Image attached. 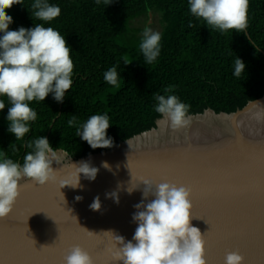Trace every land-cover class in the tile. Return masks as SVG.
<instances>
[{"label": "water", "instance_id": "obj_1", "mask_svg": "<svg viewBox=\"0 0 264 264\" xmlns=\"http://www.w3.org/2000/svg\"><path fill=\"white\" fill-rule=\"evenodd\" d=\"M188 117L187 126L173 129L160 116L114 147L78 158L53 149V159L62 154L51 164L56 179L43 186L22 180L11 213L0 219V264H64L73 246L87 251L93 264H113L103 231L132 239L143 185L131 193L128 188L141 178L152 181L153 190L159 183L190 190V223L203 235L206 264H224L229 252H238L244 264H264V88L235 111L206 108ZM81 161L98 169L95 180L81 174L80 187L60 189ZM112 192L118 203L106 196ZM97 196L101 207L93 211Z\"/></svg>", "mask_w": 264, "mask_h": 264}, {"label": "trees", "instance_id": "obj_2", "mask_svg": "<svg viewBox=\"0 0 264 264\" xmlns=\"http://www.w3.org/2000/svg\"><path fill=\"white\" fill-rule=\"evenodd\" d=\"M31 2L24 0L25 7L13 5L5 10L13 18L9 30L45 23L28 12ZM49 3L59 5L61 14L45 27L59 31L71 48L73 84L62 103L51 94L42 102H30L37 120L20 141L6 131L9 105L6 97H0L6 103L0 111V152L15 162L23 163L30 151L25 143L39 136L47 137L54 150L63 149L74 158L109 149H92L76 137V128L67 124L71 115L82 124L91 115L107 113L111 125L106 133L114 147L155 125L160 115L154 111V94L176 95L190 105L188 114L206 108L232 112L263 94L264 0H248V27L243 33L208 28L191 15L188 0H113L107 6L95 0ZM148 12L158 16L162 25L161 52L152 64L144 63L139 49L148 24L133 25L136 18H148ZM189 22L194 27L189 28ZM235 55L245 63L239 78L233 75ZM113 65L122 78L119 87L103 79ZM168 87L173 91L166 94Z\"/></svg>", "mask_w": 264, "mask_h": 264}, {"label": "clouds", "instance_id": "obj_3", "mask_svg": "<svg viewBox=\"0 0 264 264\" xmlns=\"http://www.w3.org/2000/svg\"><path fill=\"white\" fill-rule=\"evenodd\" d=\"M95 2L98 5L103 2L107 6L113 0ZM13 5L25 7L24 0H0V97H6L9 105L5 116L8 122L6 131L14 135L15 141H20L31 132V122L37 120V112L29 106L30 102H42L51 94L54 101L62 103L73 84L74 65L71 48L64 36L52 27H45L46 23L60 16L59 5L50 4L49 0H32L26 9L45 23H37L27 29L21 26L17 30H9L13 18L5 10ZM188 5L191 15L202 19L208 28L210 26L222 33L228 30L246 32L248 0H188ZM188 27L194 25L189 22ZM248 39L250 41L249 36ZM160 41V32L148 26L143 29L139 49L145 64H152L159 57ZM233 67V75L237 78L245 71V63L236 55ZM117 68L113 65L103 74L104 81L113 87H119L122 79ZM164 91L167 94L173 89L168 87ZM154 99V111L166 118L171 128L180 129L189 124L190 105L181 102L176 95L154 94ZM5 105V100L0 99V111ZM109 119L107 113L96 114L81 124L76 115H71L67 124L75 127L76 137L86 141L92 149L110 148L113 141L106 133L111 125ZM24 147L30 151L24 154L22 164L0 152V219L11 213L22 180L43 186L56 179V171L51 167L53 148L48 139L39 136L27 141ZM72 165L75 172L69 180L60 181V189L64 186L80 187L81 174L89 181L95 180L98 169L89 162ZM102 167L110 170L106 162L102 163ZM141 185L142 200L134 205L136 211L132 216L137 225L132 239L125 241L123 236L112 230L103 231L111 241L109 252L113 264H206L203 235L190 223L193 219L190 190L172 183L156 184L153 190L152 181L141 178L138 186L129 187L128 192ZM106 196H111L118 203L116 192ZM149 196L154 199L144 203ZM75 199L80 201L82 197ZM89 207L93 211L100 210L98 196L94 197ZM64 264H93V260L80 246H73L64 257ZM224 264H244V257L238 252H229Z\"/></svg>", "mask_w": 264, "mask_h": 264}, {"label": "rangeland", "instance_id": "obj_4", "mask_svg": "<svg viewBox=\"0 0 264 264\" xmlns=\"http://www.w3.org/2000/svg\"><path fill=\"white\" fill-rule=\"evenodd\" d=\"M142 24H148V27H150L153 31L159 32L162 28L161 22L159 21L158 16H152L151 19L139 17L136 18L133 22V25L142 26Z\"/></svg>", "mask_w": 264, "mask_h": 264}, {"label": "bare ground", "instance_id": "obj_5", "mask_svg": "<svg viewBox=\"0 0 264 264\" xmlns=\"http://www.w3.org/2000/svg\"><path fill=\"white\" fill-rule=\"evenodd\" d=\"M167 120V119H166ZM61 158H62V154L61 153H54V159L55 160H61Z\"/></svg>", "mask_w": 264, "mask_h": 264}]
</instances>
